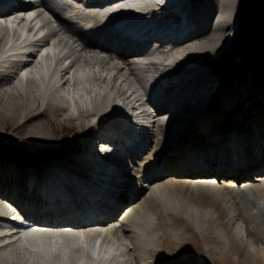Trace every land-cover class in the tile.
I'll return each mask as SVG.
<instances>
[{"label":"bare ground","instance_id":"bare-ground-1","mask_svg":"<svg viewBox=\"0 0 264 264\" xmlns=\"http://www.w3.org/2000/svg\"><path fill=\"white\" fill-rule=\"evenodd\" d=\"M87 1L0 0V139L24 150L54 147L67 133L77 140L73 154L53 158L43 171L23 155L1 157L0 264L23 260L18 222L10 220L6 202L37 222L84 228L88 238L116 250L109 259L93 258L84 244L57 264H161L160 247L177 249L195 232L203 262L264 264V200L258 202L264 199V86L255 82V69L235 70L240 58L237 79L219 95L226 74L209 68L237 41L240 3L191 0L185 23L176 14L170 21L173 11L155 0L135 9L114 4L119 0ZM130 15L179 24L173 39L133 54L115 33L134 22ZM33 22L43 29L37 32ZM21 29L38 35L29 38ZM157 86L172 98L162 106ZM232 98L241 102L229 113L240 117L225 120ZM132 123L142 124L140 140L124 147L126 159L107 164L110 153H95L94 139L123 150L119 135ZM223 176L228 181L219 186L215 179ZM231 180H244L245 188L236 190ZM135 195L141 197L132 202ZM37 248L46 262L52 259L49 246Z\"/></svg>","mask_w":264,"mask_h":264},{"label":"rangeland","instance_id":"rangeland-1","mask_svg":"<svg viewBox=\"0 0 264 264\" xmlns=\"http://www.w3.org/2000/svg\"><path fill=\"white\" fill-rule=\"evenodd\" d=\"M236 2L240 3V5L237 6L235 10L236 23L233 28V32L235 33L237 41L230 42L227 46L226 52L213 57V66L209 67L214 70H218L219 72H223V75L226 74V79H224L222 82L219 95L222 94V88H224L227 81L237 79L235 76L236 73H233V71L235 69V62H237L240 58L241 61L243 60V63L239 68L236 67L235 70H241L246 66L251 67V69H255V82L261 87L264 86V0H236ZM240 47L243 48L242 52L238 51ZM242 53L245 55L241 57ZM240 102V99L235 101V99L232 98V102L226 105L227 107L225 108L228 111V117L225 118V120L232 119V117L235 116L240 117L239 114L232 115L229 113V110L231 112L234 108L233 106ZM76 141L77 140L74 138L72 133H67L66 137L61 139V143L55 145L54 147L40 150H24L20 147L19 142L10 143L8 138L3 137L2 140L0 139V161L3 155H5L7 152H11L16 156L23 155L25 160L32 161L34 164L39 165L43 171L45 168L50 166L53 158H56L62 154H69L71 152L73 154L77 147ZM146 155H148L147 152L144 153V156ZM46 157H49L51 160L48 161V159L45 161L44 158ZM168 177L169 176L166 178ZM173 177L176 176L173 175ZM228 177L229 176H223L219 179L216 178L215 180H219V182L217 181V184L219 186H223L224 183L228 181ZM231 181L236 190L245 188L246 183L242 182L244 180L239 182L234 180ZM140 197L141 195H135L131 201L133 202L138 198L140 199ZM249 197H251V195ZM263 200L264 199H258V202L261 201V203H263ZM120 212L121 211H119V213ZM119 215H121V213ZM76 231L80 232L81 230ZM61 237L62 242H65L66 244L75 242L77 238L74 235L68 234H61ZM184 242L185 243L180 246L177 245V247H179L177 249L176 244H173L170 248L166 246V249H164V247H160L161 249L159 259L161 264H216L210 260H204L203 262L204 246L199 233L195 232L190 234ZM112 246L114 247V245Z\"/></svg>","mask_w":264,"mask_h":264},{"label":"trees","instance_id":"trees-1","mask_svg":"<svg viewBox=\"0 0 264 264\" xmlns=\"http://www.w3.org/2000/svg\"><path fill=\"white\" fill-rule=\"evenodd\" d=\"M242 50H243V48H242V47H240V48H239V51H240V52H242Z\"/></svg>","mask_w":264,"mask_h":264},{"label":"snow or ice","instance_id":"snow-or-ice-1","mask_svg":"<svg viewBox=\"0 0 264 264\" xmlns=\"http://www.w3.org/2000/svg\"><path fill=\"white\" fill-rule=\"evenodd\" d=\"M98 243V242H97Z\"/></svg>","mask_w":264,"mask_h":264}]
</instances>
